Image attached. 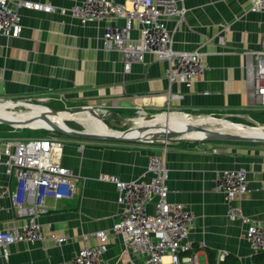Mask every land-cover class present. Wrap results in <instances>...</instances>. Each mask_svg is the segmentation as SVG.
Here are the masks:
<instances>
[{
  "label": "crops",
  "instance_id": "obj_1",
  "mask_svg": "<svg viewBox=\"0 0 264 264\" xmlns=\"http://www.w3.org/2000/svg\"><path fill=\"white\" fill-rule=\"evenodd\" d=\"M7 1L20 14L22 29L17 38L0 35V102L48 96L46 104L73 107L115 102L120 113L134 110L139 117L148 112H177L186 117H222L240 123L250 119L264 124V108L253 105L247 95L246 67L251 60L245 54L256 50L264 36V12H252L247 0H180L186 8L183 19H165L172 48L198 50L208 66L189 84L169 83L168 63L153 54L141 63H131L125 71L122 53L103 49L100 40L103 29L121 27L123 19L80 24L67 11L82 0H29L50 4L57 9L54 12L27 10L17 7L18 0ZM131 37L134 43L140 38L137 23ZM24 130L0 125V150L8 139L27 138L22 136ZM55 136L63 140L60 164L79 177L75 193L70 199H47L38 217L47 237L9 245L8 256L0 257V264H70L84 244H99L92 235L98 230L106 231L103 257L107 264L138 260L134 254H125L120 237L112 230L119 212L117 192L114 184L100 180L99 175L146 181L151 154L165 161L168 199L185 205L194 215L189 238L196 264H210L209 252L217 264L218 251L226 252L218 264H263L264 255L252 252L244 241V226L226 217L214 177L223 169H243L247 190L235 203L244 215L264 220V143L124 142ZM216 148L218 152H213ZM0 183L13 187L12 177L2 172ZM25 222L14 214L9 197L2 196L0 230ZM50 235L65 241L58 244Z\"/></svg>",
  "mask_w": 264,
  "mask_h": 264
},
{
  "label": "built area",
  "instance_id": "obj_2",
  "mask_svg": "<svg viewBox=\"0 0 264 264\" xmlns=\"http://www.w3.org/2000/svg\"><path fill=\"white\" fill-rule=\"evenodd\" d=\"M252 12H264V0H247ZM17 7L32 11L54 12L50 4L18 0ZM80 24L103 19H123L121 27L105 28L100 37L103 49L119 51L123 55V68L127 71L131 63H141L147 54L156 55L168 63L166 79L189 84L193 78L202 75L208 66L201 59V53L176 51L172 48L171 35L165 19L181 21L186 8L180 0H127L123 3L114 0H82L67 11ZM140 27V38L132 41L133 24ZM21 16L12 9L7 0H0V35L17 38L21 33ZM250 57L247 64V95L252 104L264 108V36L258 48L245 53ZM50 97L23 99L31 104L42 105ZM56 100H60L57 98ZM115 102L102 105H88L97 113L106 115ZM166 142V141H165ZM0 150V172L12 177L13 187L0 183V198L8 196L13 212L24 217L21 227L0 230V257L8 256L7 247L17 242H35L46 238L38 222L45 210V202L70 199L76 189L79 177L59 162L63 140L58 137L16 138L3 142ZM218 152V149H213ZM148 180L124 181L113 175L101 174L99 179L114 184L119 206L118 219L112 230L120 237L125 254H134L138 260L129 259L126 264H196L195 247L189 238L193 213L183 204L168 199V169L163 157L151 154L147 158ZM215 188L223 195L226 217L238 220L243 226V238L254 253L264 251V220L243 214L235 200L247 190L243 169H223L214 177ZM152 209L148 210V206ZM98 238L97 246L84 244L77 249L70 264H107L103 257L106 231L92 233ZM55 239L60 244L65 238ZM226 255L218 251V262ZM140 258V260H139Z\"/></svg>",
  "mask_w": 264,
  "mask_h": 264
},
{
  "label": "water",
  "instance_id": "obj_3",
  "mask_svg": "<svg viewBox=\"0 0 264 264\" xmlns=\"http://www.w3.org/2000/svg\"><path fill=\"white\" fill-rule=\"evenodd\" d=\"M13 102L17 103L12 108L6 107V110H10L13 112H21V111H14L13 109L15 107H23V108H29V105L31 103L25 101V100H6L4 102ZM47 111H39L36 115L38 119L43 121L47 127L42 126H29L28 124H25L27 120L24 119L22 121H14L11 119H6L0 117V124H4L6 126L12 127L13 129H39L44 128L47 130H51L52 132L59 133L61 135L72 137V138H78V139H96V140H107V141H124V142H141V141H159L160 139H165L166 142H176V141H183V140H196V141H245V142H258V143H264V135H242L237 133H231L227 131H222L214 128H208L203 127L201 125H197L194 123H187L186 125L182 126L179 130H173L167 128L166 130H158L150 127L147 124L144 125H137L136 119L138 118H132L134 119V125L131 127H128L124 130H113L117 132L116 134H98V133H92L88 132L87 130H77L74 128H71L69 126L62 127L61 125L51 122L48 119V115H58L61 111H69V112H78L83 110H90L92 114L101 120V116L93 109L87 106H81L76 109H56V108H47ZM28 112V110L26 111ZM173 112H160V113H154V114H144L143 118L145 121L153 119L157 115H170ZM27 113L26 115H28ZM179 114V113H178ZM29 116V115H28ZM212 118V117H211ZM156 125H158L156 123ZM145 130H149L151 133L145 135H139L140 133L144 132ZM133 131L135 135L127 137L124 134L127 132ZM194 133H200V136L195 137H188L191 134ZM139 135V136H138ZM188 135V136H187Z\"/></svg>",
  "mask_w": 264,
  "mask_h": 264
},
{
  "label": "bare ground",
  "instance_id": "obj_4",
  "mask_svg": "<svg viewBox=\"0 0 264 264\" xmlns=\"http://www.w3.org/2000/svg\"><path fill=\"white\" fill-rule=\"evenodd\" d=\"M17 103L13 102H5V103H0V117L6 118V119H11L14 121H22L24 119H29L25 124H28L29 126H42V127H47V125L41 121L40 119L37 118V114L39 111H47L48 109L45 106L42 105H33L30 104L29 108H26L28 112L22 114V113H15L11 112L10 110H6V107H14L17 106ZM29 113L28 115H26ZM185 114V113H184ZM48 119L51 122L57 123L61 125L62 127H66L67 125L65 124L66 120H76L81 124L85 125V130L88 132L92 133H98V134H116L117 132L113 131V129H109L100 119L95 117L90 110H83V111H78V112H69V111H61L57 115H48ZM156 118V119H155ZM154 119V120H153ZM151 120L145 121L143 117H138L135 121L137 125H144L147 124L150 127L158 130H163V129H173V130H179L181 129L183 122H192L197 125H203V124H210L212 126H218L220 128H217L218 130L222 131H227L231 133H237V134H242V135H264V127L256 126V127H250V126H241L237 124H233L229 121L223 120V119H213L211 117H204L200 119H190L187 118L183 114H178L172 113L170 115H157ZM210 120H217V122H211ZM156 123L158 125H156ZM165 123V124H164ZM162 124V125H161ZM205 126V125H204ZM216 129V128H214ZM145 133L150 134L151 132L149 130H145L144 132L140 133L139 135H145ZM127 137L135 135L133 131L127 132L124 134ZM138 135V136H139ZM200 133H194L191 134L188 137H195V136H200Z\"/></svg>",
  "mask_w": 264,
  "mask_h": 264
},
{
  "label": "rangeland",
  "instance_id": "obj_5",
  "mask_svg": "<svg viewBox=\"0 0 264 264\" xmlns=\"http://www.w3.org/2000/svg\"><path fill=\"white\" fill-rule=\"evenodd\" d=\"M33 105H36V104H33ZM45 105L47 106L46 108H56V109H76V108H78V107H73V106H64V105L57 104V103H47ZM13 110L14 111H21V112H15V113H22V114L26 113V111H27V109H25L23 107H15ZM129 111H127V112H129ZM134 112L135 111L133 110V111L129 112L127 115L126 114H122V113L119 112V110L116 108V106H113V107H110L109 108V113H107L106 115H103L100 112L98 114L102 117L101 118V121L109 129H113V130H124V129H126L128 127H131V126H133L135 124L134 123L135 121L132 118H137V117L140 116L139 113H134ZM204 117L206 118V116H195V115L188 116L187 115V118H190V119H200V118H204ZM212 118L213 119H223V120L229 121V122H231L233 124L241 125V126H244V127H246V126H250V127H256V126L264 127V124L263 123L253 122V121H250V119H247V121L245 123H240V122H235V121H232L231 119H226V118H222V117L221 118H219V117H212ZM210 121L211 122H217V120H215V121L210 120ZM187 123H192V122H183V123H180V124L186 125ZM65 124L67 126L71 127V128L77 129V130H83V129H85V125L79 123L76 120H66L65 121ZM201 126L208 127V128H216V129L217 128H220L218 126H212L210 124H203ZM55 135L64 136V135H61L59 133L52 132L51 130H47V129H44V128H39V129H25L24 132L22 133V136H25L27 138L49 137V136H51V137L52 136L53 137H57ZM160 141H165V139H160ZM197 263H198V261H197Z\"/></svg>",
  "mask_w": 264,
  "mask_h": 264
},
{
  "label": "trees",
  "instance_id": "obj_6",
  "mask_svg": "<svg viewBox=\"0 0 264 264\" xmlns=\"http://www.w3.org/2000/svg\"><path fill=\"white\" fill-rule=\"evenodd\" d=\"M0 125L3 126V127H9V126H6V125H4V124H0ZM9 128H12V127H9ZM37 138H40V137H37ZM194 141H195V140H194ZM204 142H207V141H204ZM215 142H217V141H215ZM258 253H260V254H259L260 257H261V255H264V251H263V252H258ZM224 257H226V255H225ZM209 263H210V264H213V263H214L213 255H212L211 252H209ZM218 263H219V261H218ZM218 263H217V264H218ZM262 263L264 264V261H263Z\"/></svg>",
  "mask_w": 264,
  "mask_h": 264
}]
</instances>
